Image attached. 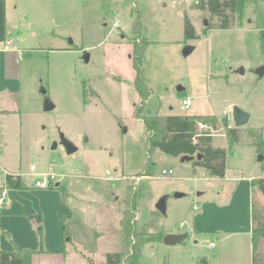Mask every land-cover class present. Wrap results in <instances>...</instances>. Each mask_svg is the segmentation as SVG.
Masks as SVG:
<instances>
[{"label":"rangeland","instance_id":"obj_1","mask_svg":"<svg viewBox=\"0 0 264 264\" xmlns=\"http://www.w3.org/2000/svg\"><path fill=\"white\" fill-rule=\"evenodd\" d=\"M196 1L40 0L46 12L34 10L27 22L39 29V37L54 32L57 38L38 45L52 48L50 52L23 55L28 74L34 73L38 80L35 96L42 109L0 115V206L9 188L4 176L11 173L20 176L23 184V178L31 184L44 179L43 188L60 186L67 192L72 182L70 190L83 197L72 219L79 226L81 219L93 225L103 220L115 224L116 214L121 217L125 209L122 200L129 185L135 192L136 231L173 233L181 230L178 226L186 211L197 212L192 208L197 192H212L218 179L202 169L195 172L193 160L182 162L180 156L159 149L148 154L146 131L134 115L139 97L131 53L133 44L144 41V77L151 90L144 112L212 115L216 128L203 125L199 130H210L213 145L227 149V174L264 177V72L257 74L264 66V53L254 28L259 13L249 3L235 14L231 28H214L209 24L215 19L197 9ZM256 5L264 14V0ZM138 11L142 29L137 37L131 24ZM185 17L194 24L196 37L185 38ZM186 46L192 49L184 55ZM177 85L183 89L177 90ZM186 98L191 103L183 108ZM46 101L54 104L53 109H44ZM31 104L27 103L28 109ZM233 105L250 112L242 127H234ZM227 127L237 129L236 141L227 135ZM63 138L76 147L71 154L61 143ZM147 159L151 170L143 174ZM162 169L172 173L164 174ZM161 198L164 212L156 209ZM251 198L252 228L264 226V195L257 185ZM84 206L88 211L82 212ZM183 222L189 225L188 220ZM187 234L174 245L163 240L144 243L139 263L195 264L196 256H211L219 244L216 234ZM255 238L252 259L264 264V232ZM210 241L216 246L209 247ZM110 242L105 246L116 250L118 242Z\"/></svg>","mask_w":264,"mask_h":264},{"label":"crops","instance_id":"obj_2","mask_svg":"<svg viewBox=\"0 0 264 264\" xmlns=\"http://www.w3.org/2000/svg\"><path fill=\"white\" fill-rule=\"evenodd\" d=\"M28 4L30 6H27ZM34 10L46 12L40 0H0V45L5 39L12 42L9 49H0V115H16L25 110L36 113L42 109L41 101L35 96L38 80L34 73L28 74L23 55L44 49L50 52L52 48H39L38 45H42L41 43L48 39L55 40L57 36L53 32V35L39 37V29L27 22L28 15L32 16ZM28 102H33L31 109L27 108ZM24 103L26 106H23ZM201 169L209 174L206 169L198 166L194 171ZM227 171L226 167L223 177L209 174L218 179V186L207 194H204L205 191H198L196 195L198 200L193 202L192 207L197 212L189 214L186 211L183 221L188 220L189 225L178 226L181 228L179 232H185L190 227L189 232L216 234L218 237L219 244L213 254L196 256L195 264H198V257L201 258L199 264H252L251 197L255 186L253 179L257 177L229 176ZM23 181L26 188L21 190L7 188L3 192L0 206V250L14 249L8 238L4 237L3 231L9 234L16 246L33 251L30 264H87L86 259L93 260L94 264H104L107 253L119 250L118 214L112 226L107 225L105 220L93 225L81 219L80 227L72 219L83 197L70 190L72 182L68 183L69 192L64 200L57 188L36 187L24 178ZM195 205L197 208H194ZM112 206L116 207L114 203ZM84 209L88 211L84 206L82 212ZM27 214L41 215L40 249L36 224L27 218ZM64 231L67 235H64ZM84 231L87 232L86 236ZM116 241L118 242L116 250L105 246L109 242L113 245ZM208 244L209 247L216 246L212 241Z\"/></svg>","mask_w":264,"mask_h":264},{"label":"trees","instance_id":"obj_3","mask_svg":"<svg viewBox=\"0 0 264 264\" xmlns=\"http://www.w3.org/2000/svg\"><path fill=\"white\" fill-rule=\"evenodd\" d=\"M254 4L255 11L259 13V18L255 22L254 28L259 31V46L261 52L264 53V20L262 8L257 4V0H197L195 7L202 11H208L215 19L214 23H210V27L214 28H231L235 14L241 13L243 7L247 4ZM207 26V27H209ZM184 36L185 38L196 37V29L188 17L184 20ZM131 28L135 36H141L140 12L138 11L132 20ZM145 40V39H144ZM147 41L143 43L133 44L131 63L134 70L133 85L138 94L139 102L135 105L134 115L141 119L146 137L147 153L154 150H160L163 153L172 156H181L183 154H200V158H195L192 165L202 167L208 171L210 175L223 177L226 171L227 149L213 145V137L210 130H199L200 124L216 128L215 120H211L212 115H161L145 113V104L151 94L150 87L144 77L143 60L144 50ZM237 129L227 127V135L233 141L237 140ZM264 151V149H263ZM150 161L147 159L146 168L143 174H148L151 170ZM4 183L7 187L13 189H24L20 176H15L7 173L4 176ZM253 185H257L258 189L264 195V177L253 179ZM50 188V187H49ZM58 189L62 198L68 196V192L60 186L53 189ZM134 188L129 185L127 194L122 200L126 206L122 210L119 220L118 236L120 239V248L116 252L106 254L104 264H140L141 247L144 243L155 240H162L164 232H141L136 231V201L134 197ZM1 215V213H0ZM27 218L36 224V234L39 238V249L42 244V226L41 215L27 214ZM253 218V215H252ZM253 250L255 247L256 234L264 232V226H259L251 229ZM67 235V232H63ZM4 236L9 238V234L3 231ZM13 241L12 239H10ZM32 250L20 248L14 244L13 250H0V264H30ZM254 264L255 259H252Z\"/></svg>","mask_w":264,"mask_h":264},{"label":"water","instance_id":"obj_4","mask_svg":"<svg viewBox=\"0 0 264 264\" xmlns=\"http://www.w3.org/2000/svg\"><path fill=\"white\" fill-rule=\"evenodd\" d=\"M204 24H206V22H204ZM192 49L191 46H186L183 49V54L187 55L190 50ZM88 58V54L85 57V60H87ZM240 71H242V69H240ZM264 72V66H260V68L257 70V74L260 76L262 75ZM177 90H182L183 87L181 85H177ZM44 91V90H42ZM54 104H52L50 101H46L45 105H44V109L45 110H51L53 109ZM231 112H232V119H233V124L234 127H242L244 126L250 119V112L247 110H243L241 107L237 106V105H233L231 107ZM149 113V112H148ZM61 143L63 144V146L65 147L66 151H68L69 154H71L72 152H74V150L76 149V147L69 142L66 139H62ZM194 157L200 158L201 155L198 154H193V155H189V154H183L180 156V161H188V160H193ZM262 157H260L261 159ZM182 193H178V196H181ZM156 209L160 212H164L165 211V200L163 198L160 199V202L156 205ZM189 236V234H187V232H176V233H164L163 234V242L167 245H174V244H178L179 242H182L184 239H186Z\"/></svg>","mask_w":264,"mask_h":264},{"label":"built area","instance_id":"obj_5","mask_svg":"<svg viewBox=\"0 0 264 264\" xmlns=\"http://www.w3.org/2000/svg\"><path fill=\"white\" fill-rule=\"evenodd\" d=\"M12 45V42H11V40L10 39H5L4 41H3V43L0 45V49H3V50H7V49H9L10 48V46ZM190 103H191V100L190 99H188V98H186V99H184V101H183V103H182V107L183 108H187L189 105H190ZM200 126H203L202 124H200ZM31 169L32 170H34L32 167H31ZM162 173H164V174H166V173H172V170L171 169H169V170H166V169H162ZM139 178L137 177V180H138ZM34 185L36 186V187H47L46 186V181L44 180V179H38V180H36L35 182H34ZM194 208H197V206L195 205V207ZM184 226V223L183 222H180L179 223V227H183ZM189 231H191V228L190 227H188L187 228V230L185 231V232H189ZM212 245V243H210V246Z\"/></svg>","mask_w":264,"mask_h":264}]
</instances>
